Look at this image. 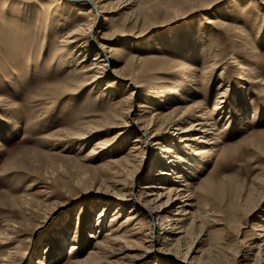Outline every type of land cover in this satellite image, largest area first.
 Instances as JSON below:
<instances>
[{
    "label": "rangeland",
    "instance_id": "rangeland-1",
    "mask_svg": "<svg viewBox=\"0 0 264 264\" xmlns=\"http://www.w3.org/2000/svg\"><path fill=\"white\" fill-rule=\"evenodd\" d=\"M75 3L0 0V263L7 256L8 264H264V230L256 229L264 224V82L250 81L253 74L264 81V0H104L103 20L90 3ZM211 16L222 20L209 23ZM91 23L99 39L106 32L101 40L112 42L122 75L136 70L149 81L184 87L187 99L167 105L151 96L149 107H138L137 96L135 118L148 115L146 109L204 107L214 125L203 165L185 172L195 205L183 215L178 242L150 245L143 235L149 221L141 216L143 233L131 223L130 234L102 250L101 259L74 263L129 213V202L115 213L123 192L139 197L152 188L142 186L146 181L162 180L156 146L132 147L136 133L129 125L107 123L114 99L130 90L126 80L106 89L114 77L108 70L95 87L74 90L81 78L72 73L76 62L86 54L82 64H90L98 46L90 41L66 59L56 53L64 32ZM220 91L223 108L215 110ZM79 130L94 132L81 141ZM98 141L109 143L106 151L90 152ZM124 155L126 166L136 168L125 187L105 161ZM15 247L28 253L25 259L8 253Z\"/></svg>",
    "mask_w": 264,
    "mask_h": 264
},
{
    "label": "bare ground",
    "instance_id": "bare-ground-1",
    "mask_svg": "<svg viewBox=\"0 0 264 264\" xmlns=\"http://www.w3.org/2000/svg\"><path fill=\"white\" fill-rule=\"evenodd\" d=\"M61 1L65 2L67 0ZM68 1L74 2V4L71 5H77L75 2L79 1L90 3V5L94 9H96V11H98V15H100V20H103V18H108V16L104 12L106 7L105 3H103L104 0ZM128 3H124L123 5H127ZM211 17L212 18L208 20L209 23L222 20L221 18H217L216 16ZM105 33L106 32H104V35L101 36V38L99 39L95 31H93V23H91L90 26L84 30H82V26H75L71 30L64 32V34L61 36L62 38L58 42L59 46L56 50V53L60 58L66 59V57L72 55L71 52L73 50H82L83 48L88 46V43L90 41H93V44L98 46V49L96 50V56L93 58V61H91L90 64H82L83 61L88 60V58H86V54L81 56L80 60L78 59V61L76 62L72 73H74L75 77L81 78L77 82L78 85L76 84V88H74V90L76 91L78 89L84 88L85 86L91 85L92 87H95L100 78L106 75L108 70H110L111 74H114V77L112 76L113 78L110 79L109 84L107 83L108 85L106 89L111 88L113 84L120 82V79L126 80V85L130 87V90L128 91L127 95L114 99V110L112 109L113 112L111 115V119L108 120L107 123H112L110 125L118 126L129 125L131 131L136 133V136L133 138L134 145L132 147L139 148L144 145L146 151H149L154 146H156V149H154V152H156L155 165H160L162 167L161 169H158V176L162 177L160 178L162 180H160L157 184H151V180L146 181V184H143L142 186L152 188H149L146 191L142 190L140 192L139 197H136V195L131 192H123V194L117 198V202H115L116 211H114L117 214L120 213L123 205L129 202V213L125 215L124 220L117 227L109 229L105 232V239L103 244L97 245V247L95 248V243L93 248L89 250L86 257L82 259L75 258L73 260L74 263H79L81 261L86 262L89 259H101L102 257L100 255H102V250L105 251L108 247L113 246L115 242L125 238V236L130 234L129 231L131 229L128 230V228H130L128 226L131 223H133V228H131L136 229V233L137 231L143 233L141 216L148 218L149 221V224L147 225L149 232L147 234L143 233V235H145L146 238L148 236L150 237V239L146 240L150 241V245H154V243L157 242L166 243L173 238L176 239H174L175 242L179 240V237H181V235L176 236L177 233L185 232L184 226L181 224V222L184 220L183 215L187 212L190 213V208L195 205L194 203H192L194 197L193 191L190 188V183L185 178V172H190L193 169L195 170L198 165H203V162L201 163V159L203 158V156H205V153L207 151L205 144L210 143L208 141L209 138L207 135L210 134L209 132L212 131L211 129H209V126L214 125V123H212V121L210 120L212 116L208 114L204 107H198L196 110H188V107L187 109L181 111L179 106L176 105L171 111L169 110L170 112L168 111L166 113L162 110L160 111L157 109L153 113V110L146 109L145 112L149 111L148 115L140 114L138 117L135 118L133 114H136L135 112L137 108L133 107L135 105L133 99L137 98V96L142 99L137 104L138 107H149L150 105L148 104H152L154 102L151 96L158 98L163 104L164 102H166V105L167 103L169 104L177 100H186L188 96L185 95L184 87L179 84H176L177 82L174 80L170 81V84H159L157 82L149 81L148 79H144L143 77L139 76L136 70L134 72L135 74L128 73V75L126 76L122 75L120 71L122 67L117 68V62L113 60L111 56V52L114 49L112 42L101 40L107 38ZM231 59L233 63L238 65V68L240 70L246 71L248 69L247 63L238 59L237 56H231ZM127 61L129 62V60ZM108 66L110 68H108ZM139 68H141V66ZM140 72L142 73V71ZM255 78H257V75L253 74V78L250 81L264 82L263 80ZM225 95L226 93L223 94V92L219 94V98H217L214 104L215 110L220 108L222 110L223 107L219 106V104L222 103L223 97ZM143 102H145L146 104ZM174 124L176 125L175 128H177L178 131L169 133V126H172ZM91 132H94V130H87L82 132H80L79 130V132L75 133L78 134V136H76L78 139H81V141H86L91 137V134L93 135V133ZM75 133L74 136L76 135ZM158 140L163 142L161 143ZM191 144L194 145L192 146ZM108 145L109 143L106 141H98L93 145L90 152L98 153L99 151H102L104 149L106 151ZM128 151L130 152L131 150ZM127 155L121 156L120 158L105 159V161H107L106 163L109 162L110 164V177L118 181V184H123L124 187L129 180L128 178L132 179L131 182L133 181V177L136 171L135 167L132 166L129 169L128 166H126V163L129 161ZM129 164L130 163H128V165ZM165 180L166 182H163ZM142 193H145L144 197H142ZM177 199L180 203L177 204L176 210H174V212L172 211L171 213L163 214V211H167L169 207L173 205V201ZM113 202L111 201V203ZM107 207H105L104 213L107 212ZM209 210V207H205L203 211L204 214L209 213ZM101 213H103V211ZM191 215L193 217L192 221L194 219L196 220V214L193 211H191ZM198 216L200 217V214H198ZM152 217H154L153 222L151 221ZM259 225H261V227H256V229L264 230V224L259 223L258 226ZM8 226L10 225L8 224ZM176 228L180 229L176 230ZM153 233H156V235L153 236ZM260 236H264V233L260 234ZM71 245L72 246L70 248V251L73 252L72 250H74L76 247L74 244ZM261 250L262 249H260L258 252H261ZM8 253L10 255H17L18 257L23 256L22 258L24 259L28 254L26 253L24 255V250L19 247L12 248ZM4 260L5 263L0 264L9 263L7 256H4ZM259 260L262 261L263 258L259 257L258 259H256V263L259 262ZM29 263L46 264L43 260L39 261L38 263H35L32 259Z\"/></svg>",
    "mask_w": 264,
    "mask_h": 264
},
{
    "label": "snow or ice",
    "instance_id": "snow-or-ice-1",
    "mask_svg": "<svg viewBox=\"0 0 264 264\" xmlns=\"http://www.w3.org/2000/svg\"><path fill=\"white\" fill-rule=\"evenodd\" d=\"M221 27H225V25H221ZM49 87H58V85H50ZM62 131H63V129H62Z\"/></svg>",
    "mask_w": 264,
    "mask_h": 264
}]
</instances>
